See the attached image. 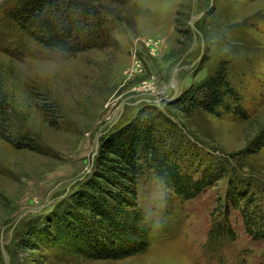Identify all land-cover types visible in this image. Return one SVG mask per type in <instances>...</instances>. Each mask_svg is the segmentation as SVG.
Wrapping results in <instances>:
<instances>
[{"label":"rangeland","instance_id":"rangeland-1","mask_svg":"<svg viewBox=\"0 0 264 264\" xmlns=\"http://www.w3.org/2000/svg\"><path fill=\"white\" fill-rule=\"evenodd\" d=\"M64 1L99 22L82 52L38 45L10 19L16 0H0V113L13 122L0 135V264H264L246 221L264 225V0ZM222 63L241 112L190 110L187 94ZM136 121L154 125L182 176L209 186L185 200L142 158L146 252L92 260L49 244L57 221L82 231L69 208L87 198L102 139Z\"/></svg>","mask_w":264,"mask_h":264},{"label":"trees","instance_id":"trees-1","mask_svg":"<svg viewBox=\"0 0 264 264\" xmlns=\"http://www.w3.org/2000/svg\"><path fill=\"white\" fill-rule=\"evenodd\" d=\"M94 18L95 14L86 5L64 0H16V6L10 12L12 22L38 45L70 53L82 52L99 34V22L94 23ZM85 33L87 36L83 37ZM226 68L222 63L214 78L187 94V97L191 96L190 110L199 106L209 114H215L219 109L241 112V97L227 82ZM199 95L203 96L202 100H198ZM6 116L5 112L0 113L1 136L12 128L13 122ZM153 126L144 121L132 122L122 132L102 139L87 198L76 199L69 208L80 221L78 223L83 224L80 226L82 231L72 236V227L66 229L56 220L57 233L49 236V244L78 247L67 252L92 260H123L146 252L154 231L136 201V182L144 170L139 164L142 158L185 200L194 198L209 186V182L182 176L170 157L162 158ZM30 146L27 144L26 148L35 150ZM240 200H245L243 195L237 197L236 202ZM247 213L246 208L244 214ZM250 216L251 219L246 217L250 233L257 238L264 237V225H257L255 213ZM116 220H120L119 223L113 224ZM261 220L264 222L263 217ZM75 225L77 223L71 221V226ZM221 235L219 230L212 236L218 238Z\"/></svg>","mask_w":264,"mask_h":264},{"label":"water","instance_id":"water-1","mask_svg":"<svg viewBox=\"0 0 264 264\" xmlns=\"http://www.w3.org/2000/svg\"><path fill=\"white\" fill-rule=\"evenodd\" d=\"M201 17H202V14L199 15L194 21H196L197 19H199V18H201ZM6 260H7V262H9V258L7 257V255H6Z\"/></svg>","mask_w":264,"mask_h":264}]
</instances>
